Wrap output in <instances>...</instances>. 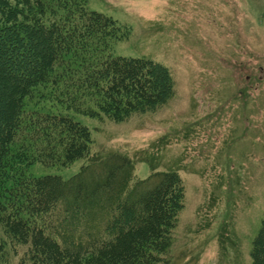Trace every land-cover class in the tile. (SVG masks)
I'll use <instances>...</instances> for the list:
<instances>
[{
    "label": "trees",
    "instance_id": "1",
    "mask_svg": "<svg viewBox=\"0 0 264 264\" xmlns=\"http://www.w3.org/2000/svg\"><path fill=\"white\" fill-rule=\"evenodd\" d=\"M127 33L88 0H0V263L13 253L17 264H173L181 176L152 167L138 178L128 155L91 153L84 124L27 107L39 86L76 113L113 122L166 104L167 67L111 53ZM79 158L68 178L29 171ZM249 255L264 264V216Z\"/></svg>",
    "mask_w": 264,
    "mask_h": 264
},
{
    "label": "rangeland",
    "instance_id": "2",
    "mask_svg": "<svg viewBox=\"0 0 264 264\" xmlns=\"http://www.w3.org/2000/svg\"><path fill=\"white\" fill-rule=\"evenodd\" d=\"M88 8L128 30L113 41V55L167 67L173 97L122 122L76 113L42 86L27 107L84 124L90 152L128 155L138 178L152 167L181 176L185 206L173 264H251V240L264 216V1L88 0ZM84 162H36L29 171L68 178ZM17 260L11 253L0 264Z\"/></svg>",
    "mask_w": 264,
    "mask_h": 264
}]
</instances>
